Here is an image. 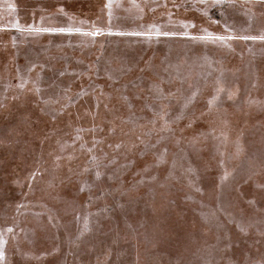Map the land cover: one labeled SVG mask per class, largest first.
<instances>
[{
    "label": "rangeland",
    "instance_id": "374dc122",
    "mask_svg": "<svg viewBox=\"0 0 264 264\" xmlns=\"http://www.w3.org/2000/svg\"><path fill=\"white\" fill-rule=\"evenodd\" d=\"M108 4L0 0V264H264V0Z\"/></svg>",
    "mask_w": 264,
    "mask_h": 264
},
{
    "label": "snow or ice",
    "instance_id": "6c2138e0",
    "mask_svg": "<svg viewBox=\"0 0 264 264\" xmlns=\"http://www.w3.org/2000/svg\"><path fill=\"white\" fill-rule=\"evenodd\" d=\"M220 0H213V3H219ZM109 8L111 7V0H109V4L107 5ZM62 11V10H61ZM73 29L69 28V29H65V28H53V29H44V31H60V32H64V31H72ZM75 31H80V29H75ZM89 35H96L98 34V32H92V33H88ZM136 35H146V34H151V33H135ZM156 35H160V34H163V35H169V33H160L159 30L156 31L155 33ZM232 37H224V36H218V37H215V39L217 40H220V41H224L225 39H231ZM241 39H260V40H264V35H261L259 37H255V36H252V37H240ZM21 87H23V85H21ZM223 89H218L217 91H222ZM215 99V98H214ZM212 101L210 100L209 101V104H211ZM166 114V113H165ZM161 119H163V116H161ZM227 178V173H225V176L222 177V179H226ZM9 231H11V229H9ZM3 258V252H0V259Z\"/></svg>",
    "mask_w": 264,
    "mask_h": 264
}]
</instances>
